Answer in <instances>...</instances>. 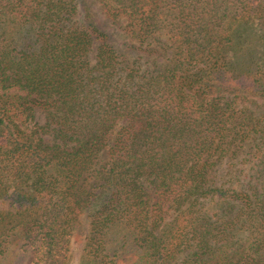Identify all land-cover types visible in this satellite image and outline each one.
I'll use <instances>...</instances> for the list:
<instances>
[{"label":"trees","instance_id":"16d2710c","mask_svg":"<svg viewBox=\"0 0 264 264\" xmlns=\"http://www.w3.org/2000/svg\"><path fill=\"white\" fill-rule=\"evenodd\" d=\"M80 215L84 264H264V0H0V256Z\"/></svg>","mask_w":264,"mask_h":264},{"label":"rangeland","instance_id":"374dc122","mask_svg":"<svg viewBox=\"0 0 264 264\" xmlns=\"http://www.w3.org/2000/svg\"><path fill=\"white\" fill-rule=\"evenodd\" d=\"M79 221L74 225L73 234L70 238L69 250L61 264H84L82 260V248L84 237L87 234V219L79 216ZM120 231H117L119 234ZM14 250L5 256H0V264H29V256L22 250Z\"/></svg>","mask_w":264,"mask_h":264}]
</instances>
